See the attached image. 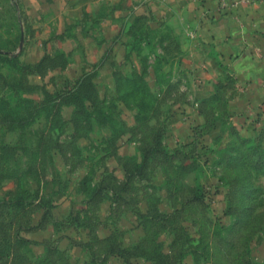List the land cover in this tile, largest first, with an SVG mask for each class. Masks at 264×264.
Segmentation results:
<instances>
[{"label": "rangeland", "instance_id": "obj_1", "mask_svg": "<svg viewBox=\"0 0 264 264\" xmlns=\"http://www.w3.org/2000/svg\"><path fill=\"white\" fill-rule=\"evenodd\" d=\"M205 2L0 0V264H264V116L241 119L230 64L196 37ZM107 26L112 71H53L52 36ZM81 74L76 115L38 109ZM47 227L73 228L69 248L36 242Z\"/></svg>", "mask_w": 264, "mask_h": 264}, {"label": "crops", "instance_id": "obj_2", "mask_svg": "<svg viewBox=\"0 0 264 264\" xmlns=\"http://www.w3.org/2000/svg\"><path fill=\"white\" fill-rule=\"evenodd\" d=\"M95 1L99 5L102 2V0ZM259 2V7L263 9L264 0H259ZM245 3V0H206L205 8L201 9L202 28L198 29L199 32L195 35L221 53L223 59L230 64L240 87L238 100L233 106L240 113L241 119L249 122L248 116L251 113L252 117L259 113L264 116V14L255 16L252 13L248 14L249 10ZM66 23H68L67 19L62 25ZM104 23L111 24L112 22L107 19ZM108 29L107 26L104 32H100L102 41L99 35L96 39L94 36L90 37L89 34L77 33L73 36H63L61 39L52 36L49 39L51 42L49 45L63 51L68 59L65 65L57 66L53 68V71H71V76H75V71L87 72L85 67L94 64H97L96 70L99 73L104 69L112 71L111 57L114 56L115 48L107 44ZM50 35L49 32V37ZM119 51H123L121 47ZM118 174L117 179L121 180L122 172ZM70 200L71 198L62 197L56 201L53 204V215L59 218V216H65V213L68 214V210L72 207ZM108 207L109 205L106 204L105 209L108 210ZM103 213L105 216L108 215L107 211ZM48 229L50 228L47 227L44 231ZM44 231H36L38 239L35 241L38 242L47 237L56 239L59 240L58 245L63 250L69 248L68 240L73 239L72 233H75L73 228L59 233L51 227L47 236ZM84 238L86 239L83 236ZM38 244L40 246V242Z\"/></svg>", "mask_w": 264, "mask_h": 264}, {"label": "trees", "instance_id": "obj_3", "mask_svg": "<svg viewBox=\"0 0 264 264\" xmlns=\"http://www.w3.org/2000/svg\"><path fill=\"white\" fill-rule=\"evenodd\" d=\"M87 78H89V76L81 74V76L77 80L73 81L71 89H67V91H65V92L64 91L55 92L52 95H49V94L44 95L43 103L41 104V106H39L38 109L44 110L46 108V106L50 105L51 102H53L54 100H59L61 104L73 105L75 107V109H76V111H74L73 113L76 115L78 113V111H77V106L78 105L81 106L80 104H83L84 102H88V103L91 102L87 98L88 97L87 95L82 94V92L85 93L84 90H86V88H89L90 89L89 91L93 92L91 84L85 82ZM52 106H53V104H52ZM124 178H125V182L122 185V191H124L126 189V187L128 186V183H127L128 176H126L124 174ZM102 190H103V188H102ZM94 195H95V193H93L90 196L91 199L88 198V200H92ZM98 203H99V201L97 202V204ZM136 216L139 217L140 215L139 216L136 215ZM21 246H22V243H20L18 245V249H20ZM20 258H21V260H23L25 262L29 261L27 259V257L25 255H23V254H21ZM39 261H40L39 264H47L48 263V262H46L47 260H45V259H42V260H39Z\"/></svg>", "mask_w": 264, "mask_h": 264}]
</instances>
